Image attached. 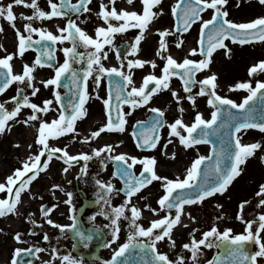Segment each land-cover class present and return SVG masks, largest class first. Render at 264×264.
Wrapping results in <instances>:
<instances>
[{
	"label": "rangeland",
	"instance_id": "374dc122",
	"mask_svg": "<svg viewBox=\"0 0 264 264\" xmlns=\"http://www.w3.org/2000/svg\"><path fill=\"white\" fill-rule=\"evenodd\" d=\"M150 1L145 8L153 20L143 26L138 20L144 13L132 9L130 1L112 7L111 12L119 17L117 23H98L91 16L89 21L76 24L77 35L87 43L85 54L92 53L94 57L95 79L103 69L121 66L128 88L135 93H142L148 77L161 80L150 97H141L140 101L136 97L123 106L124 122L120 128L108 124V95L102 89L86 95L81 117L61 136L54 94L37 105L31 97L37 98L38 92L33 90L22 107L9 105L7 123L0 132V227H8L6 231L0 229L4 240L0 245V264H15L16 253L33 245L39 248L34 264H105L115 247L138 240L156 246L159 257L170 264H209L223 238L252 239L254 260L264 261V128L238 133V165L226 186L174 211L163 204L167 190L173 185L193 183L198 161L209 157L211 147L191 140L190 130L213 119L219 100L240 105L264 84V40L238 44L227 39L203 58L198 51L201 26L211 20L216 8L222 9L232 24H255L264 19V0H202L208 10L186 33L175 31L174 10L179 0ZM163 13L168 23L159 17ZM148 31L153 32L154 53L141 49ZM104 37L110 41L103 51L91 45H97ZM120 38H126L131 47L122 63L117 58ZM12 46L17 57L9 44L4 42L1 47L10 53L5 62L15 78L23 75L24 61L15 39ZM187 61H197L201 68L197 75L200 89L190 93L171 72V65ZM11 92L10 88L1 97L3 103L8 104ZM89 108H93L94 119L86 122ZM152 110L165 115L166 126L156 147L145 152L138 149L132 131L134 124ZM171 143L176 145L174 150H169ZM116 156L132 165L137 174L144 167L151 169L154 179L150 185L132 197L123 196L121 182L110 164ZM101 160L106 164L104 172L99 168ZM80 186L99 190L104 200L92 221L107 233L101 251L103 262H89L71 250L68 228L75 215L72 208ZM44 207L50 210L44 212ZM12 211L16 215L7 222ZM165 221L170 223V229L156 242L153 236ZM13 222L16 224L8 226Z\"/></svg>",
	"mask_w": 264,
	"mask_h": 264
},
{
	"label": "water",
	"instance_id": "95a60500",
	"mask_svg": "<svg viewBox=\"0 0 264 264\" xmlns=\"http://www.w3.org/2000/svg\"><path fill=\"white\" fill-rule=\"evenodd\" d=\"M79 4L71 6V10L77 12ZM205 5L196 0H183L176 10L177 30L184 31L189 29L191 24L196 21L199 14L205 10ZM201 52L206 55L211 48L222 42L225 37H230L238 42H249L264 37V21L254 26H237L226 22L224 15L216 12L215 18L203 25L202 28ZM127 44L121 46L120 54L127 53ZM174 74L178 75L185 87L192 89L195 86L194 75L197 72L196 66L186 63L173 69ZM10 81V73L5 65L0 64V93L7 87ZM145 95L150 94L157 83L147 84ZM110 101L109 113L112 124L116 126L121 122L120 104L129 100L125 91L123 81L114 77L110 81ZM80 92L75 95V100L68 102L64 112L73 115L80 104ZM25 97L18 101L21 104ZM74 104H77L74 106ZM73 107L72 109H70ZM77 107V108H76ZM4 121L3 110L0 107V127ZM164 121L160 113H152L147 122H141L135 126L134 136L141 149H151L159 138L160 129ZM255 126L264 127V86L257 90L250 99L245 100L242 106H234L231 103L220 102L219 110L215 114L214 121L209 125H198L191 136L193 139L208 142L212 146L210 159L199 163L198 174L194 185L175 188L171 191L166 205L169 208H176L184 201L196 199L202 195L209 194L224 185L232 174L237 159L238 148L235 142L237 131L243 127ZM102 170L104 166L101 163ZM115 174L122 180V193L133 194L151 180V174L144 171L137 177L132 167L115 159ZM84 197V194L80 192ZM85 199V198H84ZM85 201L84 207L88 204ZM45 211L47 209H44ZM166 227L160 229V233L155 239L160 238L165 232ZM70 236L75 241L74 251L80 256L92 259L99 250H90L91 242L97 236L88 230H84L79 219L74 221V225L69 230ZM220 253L216 257L214 264H254L252 262V244L248 241H222L219 244ZM36 250L25 251L18 255L17 262L20 264H30L35 260ZM112 264H167L159 260L152 247L142 243L128 245L119 252L113 259Z\"/></svg>",
	"mask_w": 264,
	"mask_h": 264
},
{
	"label": "flooded vegetation",
	"instance_id": "af4514ba",
	"mask_svg": "<svg viewBox=\"0 0 264 264\" xmlns=\"http://www.w3.org/2000/svg\"><path fill=\"white\" fill-rule=\"evenodd\" d=\"M79 1L69 0L67 5H73ZM122 1L133 3L132 9L139 13L146 12V23L152 20L153 16L147 13L144 0H90L78 15L62 9V0H0V58H6L10 54L2 49L1 46L4 42L10 45L14 51V57H17L16 50L12 46L14 39L16 44V39L20 35V40L25 41V47H23L25 74L23 78L14 83L12 94L18 89L26 87L28 96H31L33 90H37L38 97H31L32 102L37 105H42L43 98L47 95L56 94L58 99L65 93L63 85L67 83H58V78L67 70H76L77 74L83 73L84 95L89 92L95 93L98 89L106 92L107 82L104 78L106 71H101L96 79L94 78L95 68L92 64L94 57L91 54H85L86 48L83 45L86 44H82L80 38L78 40L76 24H81L87 19L89 21L91 16H95L98 23H105L110 20V14L115 17L112 22L117 23L118 16L111 12V9L113 6L121 5ZM123 41L128 40L126 38L119 39V42ZM33 42H36V48L31 45ZM108 42L109 40L106 39L107 44ZM50 50L54 60L53 64L48 66L42 60L49 61ZM118 68L117 72L122 75L121 66ZM134 94L136 95V93ZM92 109L89 108L88 115H85L86 122L94 119ZM62 117V108L58 102V135H62L65 130L61 123ZM73 122L67 126H72ZM89 196L96 200L97 205L94 209H86L83 212L82 220L85 226L91 225L92 221L97 218L104 201H102L99 190L89 193Z\"/></svg>",
	"mask_w": 264,
	"mask_h": 264
},
{
	"label": "bare ground",
	"instance_id": "6f19581e",
	"mask_svg": "<svg viewBox=\"0 0 264 264\" xmlns=\"http://www.w3.org/2000/svg\"><path fill=\"white\" fill-rule=\"evenodd\" d=\"M159 17H160L161 19L167 21V17H166V14H165V13L159 15ZM167 23H168V21H167ZM168 25H169V24H168ZM166 29H167V28L164 26L163 31H165ZM152 37H153V32L148 31V32L145 34V37H144V39H143V44H142L141 49L143 48L146 52L149 51V52H151V53H154V50H155L156 44H155V42L153 41V38H152ZM152 56H153V55H152ZM29 134L32 136L33 131L30 130ZM26 146H27V145H26ZM175 148H176V145H175V144L171 143V144L169 145V150H174ZM180 160H181L183 163H185L183 157H181ZM44 161H45V158L41 160V167H40V169L38 170V172H41L42 165H43ZM0 165H2V162H0ZM38 172H37V173H38ZM18 186H19L18 184L15 185V188H14L13 191L10 193V196H11V197L14 196V192H15V190L18 188ZM11 208H12V205L9 204V206H8L7 209L10 210ZM11 214H12V215H11ZM11 214L9 215L10 218L7 220V222H8V221L11 222V221L13 220V215H14V214L16 215V213H15L14 211H12ZM150 216H151V215H144V217H150ZM185 217H186V213H185V215L183 216V218H185ZM15 224H16V223H14V222H13V223H8V226H10V225H15ZM0 229H2L1 231H6V230L8 229V227H7L6 225H4L3 227H0ZM2 244H4V240L0 238V245H2Z\"/></svg>",
	"mask_w": 264,
	"mask_h": 264
}]
</instances>
